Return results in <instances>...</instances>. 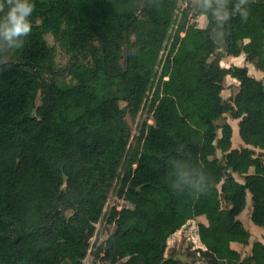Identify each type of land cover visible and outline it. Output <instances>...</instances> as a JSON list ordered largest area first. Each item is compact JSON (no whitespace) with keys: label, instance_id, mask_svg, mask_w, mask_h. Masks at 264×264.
I'll use <instances>...</instances> for the list:
<instances>
[{"label":"trees","instance_id":"16d2710c","mask_svg":"<svg viewBox=\"0 0 264 264\" xmlns=\"http://www.w3.org/2000/svg\"><path fill=\"white\" fill-rule=\"evenodd\" d=\"M32 3L23 48L0 53L11 57L0 72V264H82L103 217L113 229L95 244V262L182 264L170 235L199 216L208 264H264V241L242 255L250 233L238 218L250 193V218L264 227V161L254 152L264 149V84L246 66L210 59L220 43L264 67V0L223 32L211 16L190 25L201 0L179 13V0ZM48 33L68 54L64 65ZM227 74L239 81L232 100L221 95ZM67 76L76 83L62 86ZM143 105L149 119L130 147L126 115ZM228 112L241 147L229 122H217ZM172 159L202 167L207 193H174ZM112 191L122 203L106 212Z\"/></svg>","mask_w":264,"mask_h":264},{"label":"rangeland","instance_id":"374dc122","mask_svg":"<svg viewBox=\"0 0 264 264\" xmlns=\"http://www.w3.org/2000/svg\"><path fill=\"white\" fill-rule=\"evenodd\" d=\"M199 0H179V6H178V13L185 7H187L189 4L197 3ZM193 12V10H192ZM206 17L204 14H196L193 15L190 19V25L197 26V27H204L206 25ZM172 33V32H171ZM46 39L50 44H55V40L51 34H46ZM219 46L216 49V52L214 55L210 58L212 59L216 55L220 54V57L218 59V63L221 67L228 68L232 65H239V66H246L248 68V72L254 76L257 79H260L264 84V67L261 64H255L253 62H249L245 59V53H240L239 55H231L227 54L225 52L224 46L220 43H218ZM55 53H56V62L59 66L64 65L68 54L65 53L58 45L55 46ZM165 51L160 53L158 63L156 66V69L160 68L162 64V60L165 56ZM62 86H71L74 83H76V80H74L71 77H65L61 79ZM238 84L239 81L232 77L231 75L227 74L225 75L223 79V89L221 91V95L224 99L232 100L233 96L235 95L236 91L238 90ZM149 119V114L147 112V106L143 105L140 107L136 115L127 114L126 120L128 121L130 128H131V136L128 140V145L131 147L134 142V136L138 133L139 127L141 123L144 120ZM224 120H227L232 128V136H231V145L232 147H241L243 144L242 140L239 137L238 134V119L233 118L232 115L228 112L224 115V117L220 118L217 122L222 123ZM218 136H220L221 131L220 129L217 130ZM255 156L258 155L263 161H264V149H260L255 147ZM217 156L220 158L222 155V152L220 150H217ZM252 171V169H250ZM232 175L237 180L243 182L244 177L242 174H239L237 172H232ZM220 184H217L219 186ZM115 202L122 201L118 199L115 196V193L112 191L110 192L108 196V200L105 206V211L107 212L109 210V206H111ZM251 194L247 193L246 195V204L244 209L240 212L238 215V218L241 220L245 228L249 231V244L243 247V249L240 248L238 244H233L234 247L237 249H241L242 255H247L250 252V248L252 243L255 240H261L264 241L263 235H264V227L256 225L252 222L250 218L251 214ZM198 221H205V218L203 216H199L193 219H189L185 222V224L175 231L173 234L170 235V239L174 241L176 244V247L178 249V255L185 254L189 256V253H195V256H189L190 258H193V264H208L205 260L200 258L198 249L200 247H204L201 241L198 238L197 234V223ZM95 232L91 239L92 246L90 247V251L86 254L85 258L82 261V264H119L118 262L110 263L107 261L102 262H95L93 260L92 250L99 241L104 239L108 232L113 229V226L106 223L104 217L100 219L99 222L96 223L95 226ZM182 263V262H181Z\"/></svg>","mask_w":264,"mask_h":264},{"label":"clouds","instance_id":"9594fccd","mask_svg":"<svg viewBox=\"0 0 264 264\" xmlns=\"http://www.w3.org/2000/svg\"><path fill=\"white\" fill-rule=\"evenodd\" d=\"M254 0H236L229 8L230 0H201L205 16H211L216 21L218 28L223 32L224 25L234 15H239L242 20H247L249 10L247 5ZM35 4L32 0H0V53H10L12 50L22 49L25 37L32 31L29 17L33 14ZM0 72L11 68V57L5 55L0 58ZM171 171L167 179L170 189L177 195L188 194L198 198L208 191L209 180L206 171L200 166L191 169L184 161L171 160ZM172 177H175L173 180Z\"/></svg>","mask_w":264,"mask_h":264},{"label":"water","instance_id":"95a60500","mask_svg":"<svg viewBox=\"0 0 264 264\" xmlns=\"http://www.w3.org/2000/svg\"><path fill=\"white\" fill-rule=\"evenodd\" d=\"M178 259L182 262V264H186V263H189V264H193V258H190L188 257L187 255H183V254H179L178 255Z\"/></svg>","mask_w":264,"mask_h":264}]
</instances>
